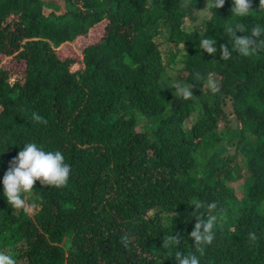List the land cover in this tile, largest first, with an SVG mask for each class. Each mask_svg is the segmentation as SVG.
Wrapping results in <instances>:
<instances>
[{
	"label": "trees",
	"instance_id": "obj_1",
	"mask_svg": "<svg viewBox=\"0 0 264 264\" xmlns=\"http://www.w3.org/2000/svg\"><path fill=\"white\" fill-rule=\"evenodd\" d=\"M207 3L63 0L66 11L48 13L45 9L56 7L47 0H0L8 16L16 14L8 28L0 29V56L19 52L12 34L32 41L20 53L27 66L24 81L12 83L0 69V152L5 151L0 154V179L23 144L35 142L46 150L62 151L66 163L75 164L76 183L84 194L79 198L57 187L34 184L30 202L39 204L38 189L42 192L38 198L44 197L47 208L56 205L57 217L67 220L65 226L56 227L46 223L48 210L32 220L0 197V239L18 253L27 243L34 245L35 258L29 264H41L39 255L46 253L60 264L69 251L67 264H178L164 241L174 236L181 242L194 230L193 215L208 216L216 202L225 211L220 219L222 233H217L212 249L218 257L224 248L231 247L234 253L219 264H264V212L260 211L264 205V45L247 57L236 56L222 27L264 26V9L256 10L260 0H250L251 10L256 11L239 19L231 17V0L216 10L211 0L209 8ZM104 21L109 24L103 39L98 25ZM205 35L216 39L218 52L225 45L233 57L221 60L218 54L203 53L199 41ZM80 38L97 44L87 49L86 69L74 72L73 61H62L56 50ZM209 77L218 92L206 88ZM178 82L193 85L190 99L175 93ZM133 113L144 116V133L135 131L138 119L128 118ZM220 124L236 129L238 149L255 147L248 168L256 182L246 197L237 201L232 197L229 205L215 190L216 185L232 194L222 180L229 174L211 170L208 163L209 157L216 166L228 168L232 163L225 156H219L220 164L214 158L229 152ZM110 131L121 135L111 137ZM106 140L113 144L103 153L96 146ZM86 144L90 146L85 148ZM120 162L131 167L121 175L115 169L112 175L110 167ZM138 188L142 192L132 197ZM129 196L134 203L128 211L125 208L131 204L124 200ZM95 201L102 206L103 222L99 239L91 246L83 237L94 223ZM118 204L128 216L123 224L127 232L115 233L118 244L109 252L112 211ZM193 204L200 206L196 213ZM250 232L255 240H249ZM139 238L140 252L122 255ZM28 255L33 257V252Z\"/></svg>",
	"mask_w": 264,
	"mask_h": 264
},
{
	"label": "clouds",
	"instance_id": "obj_2",
	"mask_svg": "<svg viewBox=\"0 0 264 264\" xmlns=\"http://www.w3.org/2000/svg\"><path fill=\"white\" fill-rule=\"evenodd\" d=\"M50 3V0H47ZM232 2V14L231 17H236L239 19H243L245 17H249L254 11L264 9V0H260V5L256 10H251L250 0H231ZM63 0H60L59 3H53L55 5V9H45L46 12H58L63 11L60 6H62ZM52 4V3H50ZM225 0H211V7L213 9H220L224 6ZM209 0L207 3V8H209ZM206 8V9H207ZM193 9V7H192ZM195 10V9H193ZM65 11V10H64ZM196 11V10H195ZM16 14L12 16H8L7 11L0 8V29L4 31V29L9 27L10 19H14ZM19 15L16 16L15 22L18 21ZM108 21H104L98 25V32L101 36H106V28L108 26ZM229 42L233 45L232 53H238L236 56H243L247 57L251 54H254L261 45H264V26L260 27H251L249 30H246L245 27L241 23H233L227 24L222 26ZM93 32V31H92ZM238 32H248L250 35L239 36L237 35ZM258 37L261 38L258 40ZM86 39V38H80ZM79 39V40H80ZM71 44V43H68ZM97 42L90 40L89 46L95 45ZM199 48L203 53H207L214 57V54H218L221 60H230L233 57V54L230 53L229 48L225 45L220 46V50L218 52L217 49V41L215 38H209L208 35H205L199 41ZM73 69V68H72ZM86 64L83 68L80 69H73L74 72L79 70H85ZM196 81V80H193ZM208 86L211 92L216 93L218 92V87L211 77L207 80ZM193 85H185L183 83L178 82L174 86V91L177 95L181 96L183 99L188 100L193 96ZM203 89V84H202ZM34 119L40 120L36 114H33ZM135 117L138 119L137 124L135 125V131L138 133L145 132V125L146 121L144 116L141 113H133L128 116V118ZM191 125L194 122H190ZM234 127L227 128L226 125L220 124V131L223 134L221 137L222 141L228 143L232 141V144H235V151L232 152L229 145V152L228 153H219L216 157L219 159V156H225L230 158L232 163L229 165L228 168L224 166H216L217 163L213 159V157H209L208 160L209 168L211 170H224L229 174V177H222L224 184L227 186L228 189L232 191L230 194L229 190H221L220 187L215 185L216 192L223 198L226 204L234 197L237 201L241 199L243 195L246 197V192L254 185L256 182L255 178L252 176L249 168H248V161L249 156H251L254 152L255 147H242L237 148L236 141L237 138L235 137ZM111 137H117L121 134H117L114 131L109 132ZM113 142L111 140L103 141L96 147H100L105 153L107 148L112 145ZM248 144V143H247ZM90 144H86L85 148H88ZM246 146V143L243 145ZM95 147V148H96ZM94 151L91 153L95 154ZM5 152V151H3ZM3 152H0L2 154ZM247 160V162H246ZM206 161L205 159L203 160ZM220 164V161L218 162ZM242 164V165H241ZM131 167L128 163L124 164L120 162L119 164H113L110 167L111 174L113 175V171L115 169L118 170V174H123V172ZM212 172V171H211ZM246 172V175H244ZM242 191H238L234 186L230 183H236L238 181H242ZM39 182L41 186L47 187H57V190H65L68 195L75 196V197H82L84 194L82 193L81 188L76 183L75 178V164H72L70 161L66 163L65 156L62 151L59 150H46L44 147L38 145L35 142H26L18 151L17 155L12 158L9 163V167L4 173L2 179H0V197H2L1 202L3 199L7 202L10 208L14 209L16 212L25 213L27 216H30V219L34 220L36 215L45 210L49 211L48 217L45 219L48 226L56 227V226H65L63 223L67 220L60 219L56 215L57 206L51 204L52 208L49 210L44 203V197L38 198L39 194L42 192L37 189V195L35 197V201L39 204L37 206L33 205L30 202V195L33 193L34 184ZM118 183V181H114V185ZM101 184L103 181L101 179ZM36 188H39L38 186ZM34 189V190H33ZM141 189H137L133 196L138 195L141 193ZM239 192V193H238ZM245 200V199H244ZM243 200V201H244ZM124 201H127L131 204L130 207L125 208L126 210L133 209L134 201L129 196ZM252 203V202H251ZM195 206V210L192 213H196L197 208L200 207L199 205L193 204ZM229 205V204H228ZM211 207V206H210ZM264 208V205L261 207L260 211ZM123 210L119 204L117 207L112 211L113 217V228L109 232L111 233V245L109 246V252L118 244L117 238L119 235L115 236V233L121 232L123 235L126 234L127 228L123 227L125 223V219L128 217L127 215H123ZM33 211H36L34 215H31ZM224 207L220 203L216 202V204L212 205L211 213L208 216H196L193 215L196 219V223L194 225V230L191 231L189 236L182 237L181 242H178L174 236L171 238H167L164 241V244L169 248V253H172L177 259L178 264H219L220 260L227 258L230 256L232 258L234 253L231 250V247L224 248V253H222V257H218L215 253V250L212 249L213 243L215 242L217 233L221 234L222 230V223H220V219L224 214ZM103 209L101 204L98 201H95L92 204V218H94V223L92 224L91 228L86 229L84 239L88 238L90 241L91 246L94 242H97L99 239V226L103 222ZM264 212V211H262ZM120 221V226L117 227L116 223ZM103 230L104 227H103ZM121 235V234H120ZM249 240H255L256 235L253 232L248 234ZM94 241V242H92ZM140 238L131 246L129 253H122V255L128 254H138L141 250L139 244ZM190 241H194V244ZM34 242H37L34 239ZM81 243L77 244L74 248L73 252H76L79 249ZM91 246L89 245L88 250H91ZM68 248L70 246H67ZM83 251L87 253L83 246ZM88 251V252H89ZM29 253L33 252V257L28 255ZM39 255L41 252L36 251ZM90 256H92V252H89ZM88 254V253H87ZM22 255L23 258H20ZM71 252L69 251L60 264H67L70 258ZM41 264H55V258L51 256V253H46L45 255H39ZM94 257V256H92ZM35 258V246L30 245L29 243L26 244V249L24 251L20 250V253L16 252L15 248L11 245L7 244L6 242L0 239V264H29L30 260H34Z\"/></svg>",
	"mask_w": 264,
	"mask_h": 264
},
{
	"label": "rangeland",
	"instance_id": "obj_3",
	"mask_svg": "<svg viewBox=\"0 0 264 264\" xmlns=\"http://www.w3.org/2000/svg\"><path fill=\"white\" fill-rule=\"evenodd\" d=\"M50 3H59L60 0H50ZM199 8V6H197ZM60 8L66 11V7L60 6ZM193 9L197 10L196 7L193 6ZM12 21V19H10ZM11 38L16 39V47L19 49V52L14 56H0L1 66L0 69L9 74V79L12 83H17L19 81L25 80V72L27 71L26 64L22 61L20 53L26 51V47L32 41L24 40L23 37L18 35L17 33L10 35ZM89 40L80 39L71 42V44H67L61 46L56 50L57 55L62 61H73L72 68L77 70L83 68L86 64V58L88 54ZM230 149L232 152L235 151V144H232V141H229ZM242 165V164H241ZM246 175V172H244ZM234 186L238 191H242V181H238L236 183H230ZM239 193V192H238ZM264 211V208L262 209ZM36 211H33L31 215H34ZM38 235L35 236V239H38Z\"/></svg>",
	"mask_w": 264,
	"mask_h": 264
}]
</instances>
